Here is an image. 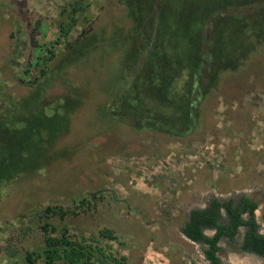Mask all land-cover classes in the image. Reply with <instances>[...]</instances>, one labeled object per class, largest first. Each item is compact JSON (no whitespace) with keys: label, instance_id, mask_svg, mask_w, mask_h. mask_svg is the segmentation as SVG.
<instances>
[{"label":"rangeland","instance_id":"obj_1","mask_svg":"<svg viewBox=\"0 0 264 264\" xmlns=\"http://www.w3.org/2000/svg\"><path fill=\"white\" fill-rule=\"evenodd\" d=\"M75 1L0 0V112L4 97H26L36 87L44 89L47 101L61 103L69 96L68 84L82 97L66 134L53 145L55 159L33 179L22 176L3 189L0 264L15 254L17 264H25L26 252L44 245L45 223L55 227L53 236L67 230L73 239L102 246L120 264H209L206 246L189 240L180 227L191 209L206 207L212 198L256 201L255 219L264 234V43L238 69L219 75L187 135L137 129L110 120L103 110L120 75V51L97 49L80 65L55 69L65 55L63 42L54 43L59 23L66 20L65 6ZM82 2L88 16L72 38L88 21L90 33L105 36L130 24L119 0ZM36 41L52 43L56 57L51 78L33 87L28 82L39 68L23 70L35 61ZM47 206L60 211L45 218ZM104 229L116 239L104 238ZM244 232L241 227L233 239L219 240L221 264H264V256L242 247Z\"/></svg>","mask_w":264,"mask_h":264},{"label":"trees","instance_id":"obj_2","mask_svg":"<svg viewBox=\"0 0 264 264\" xmlns=\"http://www.w3.org/2000/svg\"><path fill=\"white\" fill-rule=\"evenodd\" d=\"M119 1L130 24L107 36L90 33L88 21L72 38V30L87 15V4L78 0L68 9L65 6L66 20L59 23L54 42H63L65 55L55 69L60 72L80 65L97 49L120 51V75L108 91L103 110L110 120L137 129L187 135L198 121L199 103L215 87L219 75L238 69L264 43V0ZM34 47L39 49L35 61L30 60L23 70L29 73L32 67L39 68L38 75L28 82L33 87L51 78V59L56 57L52 43L48 46L36 41ZM67 89L69 96L61 103L47 101L41 87L19 99L4 97L0 112V197L15 179H33L55 159L53 145L66 134L71 114L82 98L76 87L68 84ZM79 200L82 206L87 204L86 196ZM256 209L257 202L248 196H240L237 201L212 198L206 207L190 210L180 231L189 240L206 246L204 254L209 264H221L219 240L233 239L241 227L245 228L242 247L264 256V234L259 232ZM59 211L47 206L42 212L46 218ZM42 229L44 245L27 251L25 264H34L36 259L45 264H103L104 260L120 264L102 246L73 239L67 230L58 237L52 235L56 231L53 225L45 223ZM206 229L213 234L207 235ZM100 234L116 239L107 229ZM18 260L16 254L12 255L8 264H17Z\"/></svg>","mask_w":264,"mask_h":264},{"label":"flooded vegetation","instance_id":"obj_3","mask_svg":"<svg viewBox=\"0 0 264 264\" xmlns=\"http://www.w3.org/2000/svg\"><path fill=\"white\" fill-rule=\"evenodd\" d=\"M220 201H221V200H220ZM191 210H192V209H191ZM206 230H210V229H206ZM206 230H205V231H206ZM212 231H213V230H212ZM213 232H214V231H213ZM259 232H260V231H259ZM181 233H182V232H181ZM182 234H183V233H182ZM183 235H184V234H183ZM254 254H255V253H254Z\"/></svg>","mask_w":264,"mask_h":264}]
</instances>
